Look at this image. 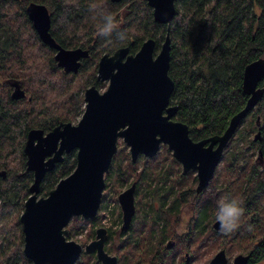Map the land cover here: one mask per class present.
I'll list each match as a JSON object with an SVG mask.
<instances>
[{"label":"trees","instance_id":"1","mask_svg":"<svg viewBox=\"0 0 264 264\" xmlns=\"http://www.w3.org/2000/svg\"><path fill=\"white\" fill-rule=\"evenodd\" d=\"M29 3L42 4L48 9L49 32L58 45L65 49L88 50L89 57L82 61L77 74H65L57 67L53 58L55 51L41 43L25 14ZM93 4L97 6L96 13L89 11ZM174 4L176 13L168 32L171 42L168 75L174 83L170 104L177 107L174 120L188 127L193 141H200L221 135L230 119L245 106L248 97L242 91L244 68L264 59V0H175ZM102 12L116 16L119 30L127 34L126 40L121 42L114 34L109 43L97 35L96 25ZM166 30L165 25L153 21L145 0L120 3L0 0V264H32L23 255L19 223L20 210L23 211L33 181L32 173L26 171L23 153L27 132L31 129L49 132L60 123H72L84 111V90L92 85L101 86L96 81L99 57L122 47L135 54L147 39H154L159 49ZM9 82L18 83L25 93L23 99H11ZM258 87L264 90V79ZM257 118L261 140L253 142L250 137L258 130ZM239 126L225 149L223 166L212 179L213 183H218V188L213 189L209 201L200 203V211L191 222L193 228L186 226L181 234L174 229L179 220L177 211L187 201L189 188L196 183L192 174L188 177L179 174L169 190L174 185L183 186V190L168 207L164 198L160 199L156 211L148 205L151 226L145 231L144 221L142 227L136 229L132 242L127 241L124 246L132 250L130 258L120 256V264H140L146 257L150 264H179L176 256L190 253L191 244L195 253L205 255L218 249H224L228 256L251 250V261L264 264V178L255 164L249 162L253 155L244 154L258 149L264 155V95ZM229 148L233 153L228 152ZM123 159L127 160L124 165ZM112 162L114 177L118 180L133 174L137 166L121 150ZM75 164V151L65 155L63 161L44 176L40 195L45 197L61 179L71 174ZM173 164L178 166L174 161ZM153 165L151 160V167ZM155 170L154 180L165 184L170 170ZM156 191L150 193L155 195ZM216 191L221 198L237 199L244 208L240 226L227 235L211 228ZM78 223L90 221L73 218L69 230ZM70 231L66 234L67 240L71 237ZM94 236L91 229L85 240ZM165 240L173 241L174 248L166 249ZM81 260L77 263L95 262L93 254H82Z\"/></svg>","mask_w":264,"mask_h":264},{"label":"water","instance_id":"2","mask_svg":"<svg viewBox=\"0 0 264 264\" xmlns=\"http://www.w3.org/2000/svg\"><path fill=\"white\" fill-rule=\"evenodd\" d=\"M124 0H110L120 3ZM155 23L166 26V37L156 52L154 39L145 40L135 54L122 47L112 54H104L97 64L96 80L108 82L100 93L95 86L83 94L84 112L77 122L60 123L47 133L40 129L27 132L23 153L26 171L33 181L28 189L19 223L23 235V255L32 264H76L84 252L95 254L101 264H118L117 258L105 252L107 230L98 228L94 240L82 247L66 239L69 222L73 218L93 220L100 208L104 190V175L117 152V141L129 146L132 163L142 155L156 156L161 145L172 152L181 166L182 174L196 171V192H202L212 180L223 152L235 135L240 123L262 100L264 90L258 87L264 79V59L248 64L243 71L242 91L248 97L245 106L229 121L226 130L200 141L189 137L188 127L174 120L177 107L170 105L174 83L168 75L170 64L169 30L175 17V0H145ZM26 16L37 37L55 51L54 61L65 74H77L81 61L89 57L86 49H64L50 35L51 19L48 9L29 3ZM11 99L25 97L18 83L9 82ZM254 142L261 140L259 118ZM75 151L76 164L71 174L61 179L45 196H39L44 176L61 163L64 155ZM258 157H262L259 150ZM4 176V172L1 173ZM135 183L121 192V232H126L135 213ZM213 230L220 231L217 221ZM174 246L170 241L167 247ZM248 255H237L233 264H247ZM225 251L220 250L209 264H226ZM263 264V263H258Z\"/></svg>","mask_w":264,"mask_h":264},{"label":"rangeland","instance_id":"3","mask_svg":"<svg viewBox=\"0 0 264 264\" xmlns=\"http://www.w3.org/2000/svg\"><path fill=\"white\" fill-rule=\"evenodd\" d=\"M156 51H158V49H156ZM99 59H100V57H99ZM99 84L101 86H98L97 89L100 93H102L103 91L106 90L108 82H102ZM83 109H84V106H83ZM81 115L82 114H79L75 118V120L72 121V123L77 124ZM254 134L255 133L252 134L250 139H253ZM119 150L125 152L128 155V159L131 160L130 154H129V146L126 145L122 141V139H118V141H117V152ZM232 150L233 149L229 148L228 152L233 153ZM224 154H225V151H224ZM224 154H223V156H224ZM244 154L245 155L252 154L253 157L249 160V162L251 163V165L254 164V160L256 158V149L254 151L244 152ZM223 156H222V159H223ZM141 158H144L145 160H148V161H145L144 159H141ZM151 160H152V163L154 164L152 167H151ZM240 160H242V159H240ZM126 161H127L126 159H123L121 162L124 165V163H126ZM173 161L175 163H177L174 160V158L172 157V152L169 151L165 145H161L156 156H154L152 158H145L142 155H140L134 163H132V161H131L132 164H137V166L135 167L136 170L133 172V174H131L129 176H125V178L123 180L122 179L118 180L116 177H114V173H113L114 167H113V162H112L108 172L105 173V175H104L105 186H104V190H103V194H102V200H101V204H100V208L98 210L97 216L93 220H90V223H81V224L78 223L77 226L72 229V231L69 230V225L72 221V219H71L68 226L66 227L67 233H69V231L71 232V237L68 240L73 241V242L81 245L82 247H84L85 245L90 243L92 240H94L95 236L90 238L89 240H85L87 238L88 232L91 229L95 233V231L98 228H104L107 230V233H108V237H107V240H106L105 245H104L105 252L111 256H115L117 258L118 264H120V259H119L120 256L122 257L123 255H125V258L127 257V259H129L130 258L129 255L132 253V250L130 249V247L124 249V246L127 245V241L132 242L134 232L136 231V229L142 227V224H143L142 222L145 221V228H144L145 231L149 230V226H151L150 224L152 221L150 220L149 206L148 205L151 204L153 207V210L156 211L157 208L160 207V199L164 198L165 203H166V207H168L174 201L175 195L176 194L178 195L179 192L183 190V186H181V185H179V186L174 185L173 189L169 190L171 183L173 186L172 181H175L179 174L182 176L180 165L177 163L178 166L176 167L173 164ZM222 163H223L222 161L219 163V166L216 169L217 171H218V169H220V167L223 166ZM256 168H258V170H259L258 173L260 175H262V177L264 178V169H261L260 167H256ZM123 169H124V166H122V170ZM155 169H157L158 171L165 170V169L168 171L170 170L171 173L168 174V176H169L168 181H166L165 184H163V182L154 180L153 171L156 172ZM217 171H216V173H217ZM216 173H215V175H216ZM191 176L193 177V175H191ZM185 177H188V176L186 175ZM111 178H113V180H111ZM187 179L190 182V180L192 178L189 177ZM132 183H135V185H136L135 191H134L135 213H134V217L132 219V224L130 226V230L128 232L124 233V232L120 231L122 218H121V210H120V207L118 205L117 197L121 192H123L128 187H130ZM217 188H218V183H216V182L213 183L211 180L210 186L208 187L207 190H205L204 195L200 199V203L202 201L203 202L209 201L210 198H212L211 193L213 194V189L217 190ZM155 189L157 190L155 192L157 195L156 194L154 195L153 193L151 194L150 191L155 190ZM190 189L191 188H189V190ZM167 190H168V193H167ZM39 196H41V195L39 194ZM219 199H221V197L219 196V193H218L217 197H216V202ZM185 203L177 211V213L179 215V220H178V224L175 225L174 229L179 234L182 233V229L185 230L187 223H189L190 220H193L196 217L197 212L199 211V208H196V207H199V203L197 200L195 201L194 208H193V205H188ZM212 203H213V201H212ZM23 207H24V205H23ZM20 209H21V205L18 206V210H20ZM191 210H192V212L193 211L195 212L194 217L192 215V212H190ZM20 211H21L20 212V215H21L23 211L22 210H20ZM20 215H19V217H20ZM214 215H216V210H215ZM80 219L83 220L82 218H80ZM177 219H178V217H177ZM83 221H85V220H83ZM66 237H67V235H66ZM168 241L169 240H165V242L163 243V246H165ZM155 243L157 246V243H159L158 240ZM192 246H193V244H191V246H190V252L192 253V255L194 257V260H191L190 262H192L193 264H205V263H207V260L217 252V251H215V253H212L210 255L205 256V254H203L202 252L195 253L194 247H192ZM82 254H85V253L83 252ZM236 254L237 253L233 254L232 256H228L226 253L229 261H231ZM93 255L95 258V262L92 264H101L99 261H97L95 254H93ZM183 255H184V252H182L181 256L183 257ZM81 261L82 260L80 257V259L77 262L81 263ZM141 262H140V264H150L151 263V262H149V258H147V257L144 260H141Z\"/></svg>","mask_w":264,"mask_h":264},{"label":"clouds","instance_id":"4","mask_svg":"<svg viewBox=\"0 0 264 264\" xmlns=\"http://www.w3.org/2000/svg\"><path fill=\"white\" fill-rule=\"evenodd\" d=\"M97 6L90 5L89 11L96 13ZM94 19L97 17L94 15ZM96 32L99 37H103L112 42L111 38L115 34V38L121 42L127 39L126 32L119 30V23L116 16L111 12H102L96 25ZM244 215V208L241 202L237 199H229L222 197L216 202V215L215 219L220 225V231L227 235L235 231L240 226V220Z\"/></svg>","mask_w":264,"mask_h":264},{"label":"flooded vegetation","instance_id":"5","mask_svg":"<svg viewBox=\"0 0 264 264\" xmlns=\"http://www.w3.org/2000/svg\"><path fill=\"white\" fill-rule=\"evenodd\" d=\"M125 1V0H124ZM122 2V1H121ZM146 2V1H145ZM27 7V6H26ZM25 10H26V8H25ZM49 12V11H48ZM25 14H26V12H25ZM49 15H50V13H49ZM50 19H51V15H50ZM51 25V24H50ZM51 27V26H50ZM63 48V47H62ZM65 49V48H64ZM159 50V49H158ZM157 52V51H156ZM108 54H112V53H108ZM83 61V60H82ZM82 61H81V65H82ZM99 61V60H98ZM98 61H97V64H98ZM96 70H97V65H96ZM96 75H97V72H96ZM97 81V80H96ZM98 82V81H97ZM98 83H102V82H98ZM108 86V85H107ZM11 87V93H12V91H13V88H12V86H10ZM87 89V88H86ZM85 89V90H86ZM84 90V91H85ZM11 93H10V97H11ZM25 94V93H24ZM83 94H84V92H83ZM171 105V104H170ZM85 106V105H84ZM84 112V111H83ZM83 114V113H82ZM82 116V115H81ZM81 118V117H80ZM80 120V119H79ZM78 120V121H79ZM70 123V122H69ZM73 124V123H72ZM75 125V124H74ZM44 133H47V132H44ZM27 135V134H26ZM253 140V139H252ZM254 142V141H253ZM225 151V150H224ZM223 154H224V152H223ZM258 154H259V150L257 149L256 150V158H255V160H254V164H255V167H260L261 169H264V155L262 154V152H261V154H262V157H258ZM65 156V155H64ZM223 156V155H222ZM221 161H222V158H221ZM220 161V162H221ZM219 166V165H218ZM181 167V166H180ZM218 168V167H217ZM216 168V169H217ZM217 171V170H216ZM216 171H215V173H216ZM215 173H214V176H215ZM181 174H182V168H181ZM189 174H192L195 178H196V183L194 184V186L193 187H191V190L187 193V195H186V197H188L187 198V202L185 203V204H188V205H193V208H194V205H195V201L197 200L198 201V203H199V205H200V199L202 198V196L204 195V193H205V190H207L208 189V187L210 186V183H211V181L209 182V184L207 185V187L202 191V192H200V193H197L196 192V186H197V176H196V171H189L187 174H185V175H183V176H189ZM213 176V177H214ZM213 179V178H212ZM133 184V183H132ZM212 194V193H211ZM221 194L219 193V196H220ZM187 206V205H186ZM196 208H199V207H196ZM193 210V209H192ZM192 210L190 211V212H192ZM196 211V210H195ZM200 211V210H199ZM198 211V212H199ZM192 215H193V217H194V215H195V212L193 211L192 212ZM216 221V219H215V215H214V218H213V222H212V224L214 223ZM192 222V220H190L189 221V223H187V226L189 227V228H193V223H191ZM132 223V222H131ZM212 224H211V228H212ZM131 226V225H130ZM213 229V228H212ZM130 230V228L126 231V232H128ZM185 230H183L182 229V233L184 232ZM215 231V230H214ZM126 232H124V233H126ZM215 232H217V231H215ZM223 234V233H222ZM168 244V243H167ZM167 244H166V249H173L174 248V246L173 247H171V248H169V247H167ZM220 250H224V249H218L217 250V252H219ZM225 251V250H224ZM216 252V253H217ZM251 250L250 251H248L247 253H237L235 256H237V255H239V254H241V255H248L249 256V260H248V263L247 264H258V263H260V262H255V263H253L252 261H251ZM215 253V254H216ZM214 254V255H215ZM82 255V254H81ZM214 255L212 256V257H210L208 260H207V263H205V264H209L210 263V261H211V259L214 257ZM205 256H207V255H205ZM225 256H226V259H227V262H226V264H233V259H234V257H233V259L231 260V261H229L228 260V258H227V255H226V251H225ZM177 258H176V262L177 263H179V264H193L192 262H190L191 260H194V257H193V255H192V253L190 252V253H188V252H185L184 253V255H183V257L181 256V255H178V256H176ZM181 260H182V262H181ZM157 264H159V263H157Z\"/></svg>","mask_w":264,"mask_h":264}]
</instances>
